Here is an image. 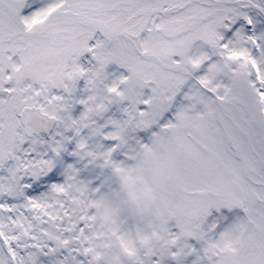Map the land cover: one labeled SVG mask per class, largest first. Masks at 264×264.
Here are the masks:
<instances>
[{
  "label": "snow or ice",
  "instance_id": "snow-or-ice-1",
  "mask_svg": "<svg viewBox=\"0 0 264 264\" xmlns=\"http://www.w3.org/2000/svg\"><path fill=\"white\" fill-rule=\"evenodd\" d=\"M0 264H264V0H0Z\"/></svg>",
  "mask_w": 264,
  "mask_h": 264
}]
</instances>
